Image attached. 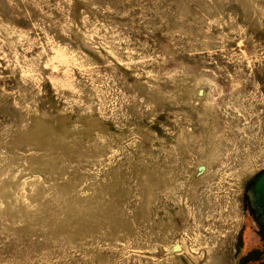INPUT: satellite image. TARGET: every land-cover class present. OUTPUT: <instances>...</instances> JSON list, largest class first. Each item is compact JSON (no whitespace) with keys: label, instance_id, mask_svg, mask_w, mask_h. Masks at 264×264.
Here are the masks:
<instances>
[{"label":"rangeland","instance_id":"rangeland-1","mask_svg":"<svg viewBox=\"0 0 264 264\" xmlns=\"http://www.w3.org/2000/svg\"><path fill=\"white\" fill-rule=\"evenodd\" d=\"M263 169L264 0H0V264H264Z\"/></svg>","mask_w":264,"mask_h":264},{"label":"water","instance_id":"water-1","mask_svg":"<svg viewBox=\"0 0 264 264\" xmlns=\"http://www.w3.org/2000/svg\"><path fill=\"white\" fill-rule=\"evenodd\" d=\"M204 168L203 165L200 169ZM256 197L264 205V169L260 171L255 177L251 187L249 188V193Z\"/></svg>","mask_w":264,"mask_h":264}]
</instances>
